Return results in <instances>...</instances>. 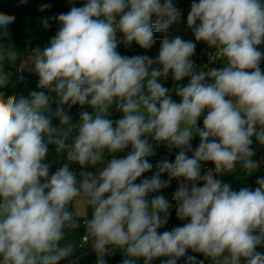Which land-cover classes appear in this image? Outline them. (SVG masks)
Listing matches in <instances>:
<instances>
[{
  "label": "clouds",
  "instance_id": "1",
  "mask_svg": "<svg viewBox=\"0 0 264 264\" xmlns=\"http://www.w3.org/2000/svg\"><path fill=\"white\" fill-rule=\"evenodd\" d=\"M54 19L56 35L30 53L39 90L27 97L0 92V264H59L74 252L66 236L80 226L78 216L97 264H106L110 249L123 254L122 264L141 258L152 264L160 257H167L161 264L185 257V264H204L187 255L189 249L212 264H264V253L256 250L264 247V176L255 189L239 191L216 178L237 164L252 173L258 168L252 137L264 146V51L258 48L264 44V0H193L187 27L196 42L215 49L210 63L221 61L218 69H197L191 59L196 43L179 35H164L155 58L117 51L119 43L133 42L151 49L155 33H167L181 19L172 0H87ZM14 20L0 13V28ZM42 23L50 27L47 18ZM0 49V61H11L14 51ZM169 73L175 82L189 80L174 88L178 102L160 82ZM8 81L0 67V88ZM53 99L59 128L46 115ZM77 104L92 111H82L73 124L64 106ZM113 105L122 113L116 120L109 118ZM148 137L179 151L174 162H157L154 174L136 183L154 167ZM51 144L67 160L52 174L45 163ZM129 146L126 156L116 157ZM106 152L112 156L107 162ZM206 162L214 169L201 175ZM71 163L104 166L95 174L81 171L78 180ZM165 173L167 180L161 179ZM180 178L172 199L177 218L187 222L158 232L172 204L164 195L149 200V194ZM77 199L91 209L90 218L69 211Z\"/></svg>",
  "mask_w": 264,
  "mask_h": 264
},
{
  "label": "trees",
  "instance_id": "2",
  "mask_svg": "<svg viewBox=\"0 0 264 264\" xmlns=\"http://www.w3.org/2000/svg\"><path fill=\"white\" fill-rule=\"evenodd\" d=\"M189 0H172L174 6L180 10L181 17L187 19L186 13V5ZM69 0H27L26 3H22L21 0H3L0 4L1 13L12 15L15 17V20L12 24L8 25L6 30L10 33L12 41L15 45L16 58L14 60L4 59L0 61V67L5 73H8L9 81L6 86L0 88V92L5 93V95H16L17 97H27L31 91H38V76L30 75L23 73L20 69V60L22 57L26 55H31L33 49L37 47H44L48 44V42L56 35L60 24L59 21L54 19L56 16L60 14V11L68 5ZM87 2V0H75L73 1V6L82 7ZM42 5H49V7L45 11H41L40 8ZM45 18L48 19L50 27L45 28L43 26L42 20ZM118 40L122 37L121 33H117ZM9 41V38L3 37L0 38V43H4ZM117 51L122 56H135V55H148L152 56L156 54V46L153 45L151 49L145 50L140 48L135 42H133L129 46H125L123 43H119L117 47ZM160 67V66H158ZM189 82L188 78H184L182 81L175 82L173 81V86L176 87L179 85H187ZM55 97V93L51 94ZM50 105L57 106L55 99L50 103ZM76 105L72 106L75 107ZM64 107H68L65 105ZM110 118V117H109ZM113 119V118H110ZM114 120V119H113ZM198 125L200 127L203 126L202 119L198 121ZM195 143L198 146L199 144V136H195ZM67 143H72V140L69 136ZM48 148L52 151H56V146L54 144L48 145ZM131 151V146L126 148L123 152H119L116 154L117 158H122ZM112 158L110 154L105 153V160L109 161ZM174 160L172 158H162L160 155H153L148 157L150 163L153 164V169L150 172H146L142 174V177L138 178L136 183H139L145 177H151L156 171L155 165L157 162L161 160ZM161 179L167 180V173L161 176ZM177 179H172L170 185L164 189H162L158 193L149 194L148 199L155 195H164L166 199L170 200L173 197L174 192L178 188ZM176 210V206L170 212L168 216L167 223L158 229V232L170 231L174 228V221L177 219L174 215ZM84 219L81 220L80 225L84 228L85 225L82 224ZM75 234H78L77 242L74 245V252L68 258L61 260L59 264L66 263L67 261L75 259L81 253L78 251L77 247L84 236L83 230H79L77 232L74 231ZM258 251V248L256 249ZM259 252V251H258ZM187 255L196 256L197 260H203L204 264H209V259L205 258L202 254L194 253L190 249L188 250ZM105 260L109 264H122L124 256L122 253L118 251H112L111 249L104 257ZM167 259V257H160L152 262V264H161L162 260ZM186 257L181 258L178 261V264H185ZM94 264H97V255L95 256ZM137 264H143V259L141 258Z\"/></svg>",
  "mask_w": 264,
  "mask_h": 264
},
{
  "label": "rangeland",
  "instance_id": "3",
  "mask_svg": "<svg viewBox=\"0 0 264 264\" xmlns=\"http://www.w3.org/2000/svg\"><path fill=\"white\" fill-rule=\"evenodd\" d=\"M3 0H0V4ZM73 1L75 0H69L68 5H66L60 13H67L72 7H73ZM1 13V11H0ZM172 30H173V37L174 36H181L184 40H191L194 42L195 37L193 35V32L191 29L187 27V19L182 18L177 22L172 25ZM7 37L9 38V41L0 43V46H2L5 49H11L14 51V53L11 54V60H14L16 58V52H15V45L12 41L10 33L5 29V28H0V38ZM2 51V49H0ZM157 47H156V54H157ZM31 55H26L21 58L20 60V69L23 73L38 76L37 74L34 73L33 71V65L31 64ZM7 59V58H6ZM9 60V59H8ZM153 67H157L154 66ZM170 79L169 82L167 83H162L164 87L169 88L171 91V95L173 100H176L177 102L179 101V97L176 96L173 86V79L171 78V74L168 76V80ZM161 82V81H160ZM57 106L50 105L51 112L46 113V115H51L52 116V124L54 127H61L59 119L56 118L54 115H52L55 112ZM65 110L68 112V114L71 116V122L73 124H78L79 123V116L82 111H88L91 112L92 108L89 105H84L81 107L80 105H76L75 107H71L70 109L68 107H65ZM111 116L110 118H113L114 120L120 118L122 116L121 112L116 111L115 106L110 109ZM77 134V131L74 129L73 132L70 134L71 140L74 138V136ZM253 144H252V149L255 152V155L252 157L254 161L258 162V168L253 171L250 174L245 173L242 168L240 167L239 164H237L236 169L233 172H225L223 174H217L216 178L219 180H222L225 183H228L233 190L239 191L241 188L248 187L251 189H255L257 187L255 181L258 177L264 176V146L260 145L256 139L255 136L252 137ZM195 139L192 140L191 144L192 147H197L195 143ZM166 148V146H165ZM161 155L160 157H165V155L160 152ZM66 152L62 154H58L56 151H52L49 149L48 155L46 157L45 163L50 164V174L54 173L59 167H61L64 163H66ZM105 162H107L105 160ZM104 165L103 164H97L96 166H87L84 168H81V166L77 163H71L70 164V170L74 171L76 173L77 179H80V173L81 171H86V172H92V173H97ZM183 182V178H180L177 180L178 185ZM191 184H189V187ZM197 186H202V182L198 183ZM69 211H77V213L81 216H84L85 218L88 216L89 218L91 217V209H87L84 201L77 199L74 201V205H69ZM174 215L177 218L176 215V210L174 212ZM76 219L79 222V225L81 223V220L84 219L83 217H76ZM187 221H182L179 220L178 218L174 221V228L177 226H182L184 223ZM83 230L84 235L86 234V228L82 227L81 225L75 229L77 232L79 230ZM75 230L70 231L67 233L66 239L70 240L73 245L76 244L78 234H75ZM90 241V240H89ZM89 245L92 246V242L90 241ZM96 252L94 251V255L92 256H84L80 254L77 256V258L73 259V264H94ZM71 261V260H70ZM106 264H109L107 260H105ZM209 263L212 264V261L209 259ZM243 264V261H242Z\"/></svg>",
  "mask_w": 264,
  "mask_h": 264
},
{
  "label": "built area",
  "instance_id": "4",
  "mask_svg": "<svg viewBox=\"0 0 264 264\" xmlns=\"http://www.w3.org/2000/svg\"><path fill=\"white\" fill-rule=\"evenodd\" d=\"M193 0H189L187 2L186 5V13H188L190 11L191 8V4H192ZM196 2H199V0H196ZM164 35H167L169 38L173 37V30H172V26L170 27V29L168 30L167 33H155V40L156 43L154 44L157 47V51L159 52V47H160V41L163 39ZM194 43H196V48H195V53L194 55L191 57V59L194 61L197 69H201V68H220L222 66L221 61L217 60L213 63H210V54H214L215 49L210 48L206 43L204 42H196L194 40ZM259 50L264 51V44L258 46ZM158 52L155 55H152L150 57L155 58L158 56ZM154 66H159V65H154ZM260 67L262 70H264V60H262ZM171 74V73H169ZM172 78V77H171ZM170 79L168 80V78L166 80L161 79V83H167L169 82ZM203 127V126H202ZM149 142L153 144V148H154V155H161L160 152H162L165 157L163 158H172L173 160L175 159V155L178 153V149H168L167 147L165 148L164 144H157L155 141L152 140L151 137H148ZM193 150L196 147H192ZM189 156L192 155L191 152L188 153ZM208 169H214V164L211 162H206V163H202L201 165V175H204L205 172ZM200 182H197V184ZM190 184V183H189ZM169 202L172 204V207L169 209V213L173 210V208L176 206V201H174L172 198L169 200ZM82 224L84 225V221L82 222ZM85 236V235H84ZM83 236V237H84ZM83 237L81 238L79 244H78V251L84 255V256H93L94 255V249L91 245H89L90 241L85 242L83 240ZM258 251L261 253H264V247H258ZM64 264H73V260L68 261Z\"/></svg>",
  "mask_w": 264,
  "mask_h": 264
},
{
  "label": "crops",
  "instance_id": "5",
  "mask_svg": "<svg viewBox=\"0 0 264 264\" xmlns=\"http://www.w3.org/2000/svg\"><path fill=\"white\" fill-rule=\"evenodd\" d=\"M251 147H252V145H251ZM77 258V257H76ZM68 262V261H67ZM64 264V263H63ZM210 264V263H209Z\"/></svg>",
  "mask_w": 264,
  "mask_h": 264
}]
</instances>
